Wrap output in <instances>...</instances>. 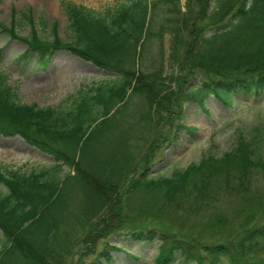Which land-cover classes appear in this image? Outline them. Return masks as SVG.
I'll use <instances>...</instances> for the list:
<instances>
[{"label":"trees","instance_id":"obj_1","mask_svg":"<svg viewBox=\"0 0 264 264\" xmlns=\"http://www.w3.org/2000/svg\"><path fill=\"white\" fill-rule=\"evenodd\" d=\"M67 15L72 41L56 25L50 41L34 28L22 38L16 22L0 24L26 45L18 58L26 65L63 50L113 75L81 87L66 110L22 105L0 81V137L19 136L54 160L30 173L0 166V264H67L82 245L88 252L78 264H112L115 252L139 261L135 246L152 245L154 264H264L256 137L239 135L220 158L168 178L151 174L160 144L196 131L179 123L161 136L163 125L174 127V108L181 116L180 102L207 112L211 97L226 108L264 97V0H123L103 17L69 4ZM22 19L33 24L29 14ZM154 45L158 53L143 63ZM190 80L197 85L187 87ZM86 255L93 259L82 262Z\"/></svg>","mask_w":264,"mask_h":264},{"label":"rangeland","instance_id":"obj_2","mask_svg":"<svg viewBox=\"0 0 264 264\" xmlns=\"http://www.w3.org/2000/svg\"><path fill=\"white\" fill-rule=\"evenodd\" d=\"M123 0H0V24L9 26L16 22L15 30L19 37H28L34 28L38 35L45 40H52V25H57V36L63 41H72V34L68 30L67 6L76 5L92 11L97 16L104 15ZM158 1V0H157ZM160 3V2H159ZM184 0L173 3H164L170 6H182ZM30 14L33 25L22 19L23 14ZM2 29V28H1ZM0 29V81L7 83L16 95V101L22 105H36L38 108H57L63 110L72 106V97L84 86H91L113 77L91 63L81 60L67 51L60 50L47 62L38 65L34 58L29 63L18 59L25 52L26 45L17 38H12L7 32ZM168 39H163V58L168 57ZM157 46L149 47V54L144 57L143 63L149 64L158 53ZM167 52V53H166ZM157 58V57H156ZM166 74L169 67L165 62ZM197 85L196 80H190L187 87ZM181 116H177L174 108L173 128L168 123L163 125L161 136L170 131L172 136L177 124L194 127L193 134L179 130L177 137L159 145L156 157L153 160L151 174L155 178L170 177L173 172L181 171L191 164H198L202 159L211 155L220 158L231 151L239 135L250 139H258L259 155L264 156V97L259 101L243 100L235 102L231 108L224 107L214 98L206 100L204 107L207 112L195 103L180 102ZM164 119L161 121L162 124ZM147 135V146L151 139ZM54 160L51 156L39 152L36 148L27 145L20 137H0V166L2 169L30 173L49 169ZM260 184L257 182L256 185ZM5 187L0 184V194ZM189 224L196 225L195 220ZM189 225V226H190ZM188 224L186 225V227ZM1 236V235H0ZM116 243L115 239L111 244ZM96 246V251L102 244ZM264 248V247H263ZM142 254V259L134 261L120 252L113 253L112 264H154L157 250L152 246L134 248ZM85 250V251H84ZM80 251L88 252L86 246L77 247L73 257L67 264H78ZM264 254V249L262 251ZM93 255H86L82 262H89ZM219 264H227L222 261Z\"/></svg>","mask_w":264,"mask_h":264},{"label":"bare ground","instance_id":"obj_3","mask_svg":"<svg viewBox=\"0 0 264 264\" xmlns=\"http://www.w3.org/2000/svg\"><path fill=\"white\" fill-rule=\"evenodd\" d=\"M159 2H170V1H179V0H158Z\"/></svg>","mask_w":264,"mask_h":264}]
</instances>
